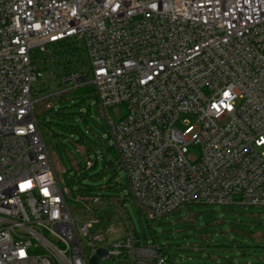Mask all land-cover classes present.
Here are the masks:
<instances>
[{"label": "built area", "instance_id": "built-area-1", "mask_svg": "<svg viewBox=\"0 0 264 264\" xmlns=\"http://www.w3.org/2000/svg\"><path fill=\"white\" fill-rule=\"evenodd\" d=\"M65 43L89 70L35 98L49 60L69 66ZM86 86L149 221L190 203L264 205V0H0V264H91L100 248L99 264L170 263L130 222L116 241L94 232L120 198L69 206L35 105Z\"/></svg>", "mask_w": 264, "mask_h": 264}, {"label": "rangeland", "instance_id": "rangeland-1", "mask_svg": "<svg viewBox=\"0 0 264 264\" xmlns=\"http://www.w3.org/2000/svg\"><path fill=\"white\" fill-rule=\"evenodd\" d=\"M62 63L61 58H55V64L49 60L47 67H42L45 77L42 83L33 84L35 98L61 88L59 77L68 71ZM69 67L89 70L86 52L81 50V55L72 56ZM89 95L77 96L71 91L62 96L61 102L60 97H51L35 105L56 173L66 180L67 188L72 191L68 201L72 211L78 205L77 194L120 198V201L115 199L117 205L102 208L93 216L100 222L94 232L105 234L108 241H116L124 233V224L130 222L141 242L157 239L168 247L169 264H264V205L221 207L190 203L149 221L129 195L128 179L109 151L111 141L106 120L93 95ZM59 107L74 116L67 118L58 114ZM120 110L125 113L123 107ZM110 112L114 115V108ZM185 119L195 122L194 115L188 114L176 122V127L183 129ZM80 135L84 140L78 142ZM89 158L97 164L87 169ZM113 228L122 229L113 234L109 232Z\"/></svg>", "mask_w": 264, "mask_h": 264}, {"label": "trees", "instance_id": "trees-1", "mask_svg": "<svg viewBox=\"0 0 264 264\" xmlns=\"http://www.w3.org/2000/svg\"><path fill=\"white\" fill-rule=\"evenodd\" d=\"M55 48L63 49V51H65L66 53H69V54H71L73 56L76 54L75 52L77 50L78 55H81V49L80 48L76 49L75 47H71L70 43H65L62 46H57ZM68 69H70L69 66H68ZM73 92H76L77 96L81 95L82 93H89L90 94L89 97H90V96H92L93 88L91 86H86V87H83V88H80V89H76ZM62 96H60V102L63 101L62 100ZM85 100L86 99H84L82 102H85ZM82 102H80L79 104L81 105ZM63 110H64L63 107H59L58 114H61V115L65 116V117H67V118H70V117L74 116L73 113H64ZM83 140H84V137L82 135H80L77 141L81 142ZM109 151L111 152V154L113 156V159L117 162L118 156H117V152H116L115 148L113 146H110L109 147ZM96 164H97V162L94 163V166H96Z\"/></svg>", "mask_w": 264, "mask_h": 264}, {"label": "water", "instance_id": "water-1", "mask_svg": "<svg viewBox=\"0 0 264 264\" xmlns=\"http://www.w3.org/2000/svg\"><path fill=\"white\" fill-rule=\"evenodd\" d=\"M106 255L105 249H98L96 254L91 258V264H99L102 256Z\"/></svg>", "mask_w": 264, "mask_h": 264}]
</instances>
